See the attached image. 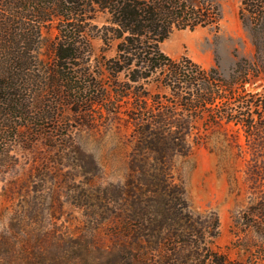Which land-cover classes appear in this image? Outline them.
<instances>
[{
  "label": "rangeland",
  "instance_id": "rangeland-1",
  "mask_svg": "<svg viewBox=\"0 0 264 264\" xmlns=\"http://www.w3.org/2000/svg\"><path fill=\"white\" fill-rule=\"evenodd\" d=\"M189 1L218 6L219 24L173 30L160 43L166 56L218 67L225 78L237 61L253 60L257 35L242 0ZM108 18L100 12L95 24ZM56 35V24L42 30L46 63ZM92 44L99 76L103 43ZM145 88L161 138L138 135L131 99L95 106L87 124L70 117L65 137L0 150V264H211L213 256L264 264V107L252 108L259 131L249 134L215 114L188 111L159 77ZM244 89L264 98V75ZM190 91L196 96L186 88L185 97Z\"/></svg>",
  "mask_w": 264,
  "mask_h": 264
},
{
  "label": "trees",
  "instance_id": "trees-1",
  "mask_svg": "<svg viewBox=\"0 0 264 264\" xmlns=\"http://www.w3.org/2000/svg\"><path fill=\"white\" fill-rule=\"evenodd\" d=\"M242 5L253 25L252 35H257V55L253 60L237 61L225 78L218 67L204 69L185 57L173 60L160 50V43L175 29L217 26L220 10L212 3L0 0V150L18 140L35 143L38 139L65 137L63 126L67 127L70 117L87 124L93 119L95 106H118L131 99L130 115L138 135L161 138L165 133L155 132L152 125L156 116L146 108L149 94L146 88L141 92L144 83L154 76L176 102L189 107L188 111L215 114L216 122H235L246 127L249 134L258 132L252 108H263L264 98L246 92L244 86L264 75V0H242ZM100 12L109 17L102 27L95 24ZM53 24L57 30L53 60L46 63L39 57L42 30ZM93 38L103 43L99 76L91 69ZM115 42L114 55L108 57ZM121 76L126 81H121ZM186 88L195 89L196 96L190 91V97H185L189 93ZM184 226L186 230L191 228L186 222ZM169 228L176 229L175 222ZM210 261L231 264L215 256Z\"/></svg>",
  "mask_w": 264,
  "mask_h": 264
}]
</instances>
